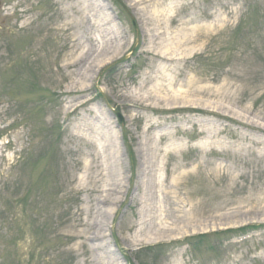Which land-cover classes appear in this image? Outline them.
Listing matches in <instances>:
<instances>
[{"label": "rangeland", "instance_id": "obj_1", "mask_svg": "<svg viewBox=\"0 0 264 264\" xmlns=\"http://www.w3.org/2000/svg\"><path fill=\"white\" fill-rule=\"evenodd\" d=\"M246 122L264 0H0V264H264Z\"/></svg>", "mask_w": 264, "mask_h": 264}, {"label": "bare ground", "instance_id": "obj_2", "mask_svg": "<svg viewBox=\"0 0 264 264\" xmlns=\"http://www.w3.org/2000/svg\"><path fill=\"white\" fill-rule=\"evenodd\" d=\"M153 20H155V21H159V20H156V19H153ZM168 20H170V22L171 23H175V22H177L178 21V19L175 17V16H173V17H169V19ZM209 33V32H208ZM181 38H183V40L184 41H187V42H190V41H195V40H198V39H200V37H201V34L200 33H196V32H193V33H191V34H189V33H184V35H182V36H180ZM170 48H164V50H162V53L164 54V57L166 58V59H171L172 61H174V62H176L177 60H178V58H175V57H167V55H166V53H167V51L169 50ZM176 52H177V50H175ZM175 51H173V52H175ZM175 58V59H174ZM192 105H194V104H192ZM236 117H238V116H236ZM239 119H242V121H246V119L245 118H242V117H240L239 116ZM238 119V120H239ZM234 123H237V122H234ZM247 123V125H249L250 127H251V129H253V131H255L256 133H260V135H264V125H255V123H249V122H246ZM132 164H133V162H132ZM136 164H133V169H132V171H131V175H130V179H131V182H133V180H135V179H137V176H139L138 174H137V171H136ZM135 168V169H134ZM139 169L141 170V162L139 163ZM143 174V173H142ZM141 174V175H142ZM158 180H160L159 178H158ZM137 187V184L136 183H133V184H129V189H128V194H129V192L131 191V190H133V189H135ZM100 201L101 200H105L107 203H109L110 205H112L113 203H115L117 200H119V202H120V199H119V196L118 197H116L115 198V200L113 201V200H110V199H99ZM98 200V201H99ZM124 202V201H123ZM92 205L89 203L88 204V207L86 206V212L89 214L91 211H92ZM102 208V207H101ZM97 214H98V218H100L101 220H102V223H98V226H104V225H106L109 221H110V219H111V217H110V215H109V212L107 211V210H102V209H97ZM81 223H79V225H80ZM76 225H78V223L76 224ZM84 227L86 228V229H88L87 228V223H85L84 224ZM90 232H91V234L93 235V236H96V228L95 229H91L90 230Z\"/></svg>", "mask_w": 264, "mask_h": 264}, {"label": "trees", "instance_id": "obj_3", "mask_svg": "<svg viewBox=\"0 0 264 264\" xmlns=\"http://www.w3.org/2000/svg\"><path fill=\"white\" fill-rule=\"evenodd\" d=\"M0 246L3 247V249L0 250V255L3 256V254H4V247H5V246H4L2 243H0ZM2 261H3V260H2ZM2 261H0V263H2ZM29 264H31V263H29Z\"/></svg>", "mask_w": 264, "mask_h": 264}]
</instances>
